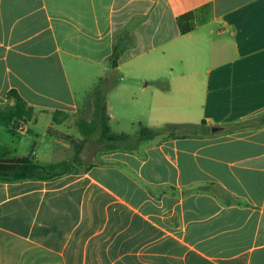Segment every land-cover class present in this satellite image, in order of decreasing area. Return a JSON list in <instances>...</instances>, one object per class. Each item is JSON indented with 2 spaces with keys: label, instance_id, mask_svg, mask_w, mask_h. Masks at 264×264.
Listing matches in <instances>:
<instances>
[{
  "label": "crops",
  "instance_id": "0c3cea01",
  "mask_svg": "<svg viewBox=\"0 0 264 264\" xmlns=\"http://www.w3.org/2000/svg\"><path fill=\"white\" fill-rule=\"evenodd\" d=\"M100 80L111 126L132 105V122L210 133L0 182V264H264V0H0V105L14 90L35 111L0 129L10 157L49 162L53 145L82 139L77 96Z\"/></svg>",
  "mask_w": 264,
  "mask_h": 264
},
{
  "label": "trees",
  "instance_id": "16d2710c",
  "mask_svg": "<svg viewBox=\"0 0 264 264\" xmlns=\"http://www.w3.org/2000/svg\"><path fill=\"white\" fill-rule=\"evenodd\" d=\"M193 19L192 13L180 16L178 23L182 34H187L194 29ZM126 40L123 39L114 46L113 54L108 59L112 69L118 67L120 57L126 48ZM108 90L109 87L101 82L95 85L94 90L87 95L76 115V126L82 139L73 140L68 137L69 145L67 147L53 145L49 162L36 160L32 156L10 157L15 151L0 144V182L51 181L75 173L82 168L89 170L94 166V163L84 164L80 153L85 143L90 140L103 142L102 151L105 153L129 152L136 150L142 142L152 140L159 135H165L167 138H180L210 133V128L205 121L200 125L171 124L158 130L142 127L136 137L117 133L112 129L107 112L106 94ZM8 97L12 98L14 103L7 106L0 105V129H10L14 133L15 129L19 128L18 124L20 125L22 122L23 125H28L34 119L35 111L16 91H10ZM60 116L69 117L66 113L56 112L54 122L58 123ZM208 190L213 193L218 191L212 187H208Z\"/></svg>",
  "mask_w": 264,
  "mask_h": 264
},
{
  "label": "rangeland",
  "instance_id": "374dc122",
  "mask_svg": "<svg viewBox=\"0 0 264 264\" xmlns=\"http://www.w3.org/2000/svg\"><path fill=\"white\" fill-rule=\"evenodd\" d=\"M100 75L103 76V73L100 72ZM69 76L70 79L72 81V84L75 88V90L81 91L83 87L82 82H81V78L78 75V73L75 70H70L69 71ZM101 84L106 85L107 86V82H105V80H100ZM95 81L90 82L89 84H87L85 86V91H83V93L78 94L77 98H78V102L80 104V106L83 105L86 97H87V93L92 92L95 88ZM128 113L127 116H122V117H118L113 123H112V129L113 131L117 132V133H125L128 134L132 137H136L139 135L140 130L142 129V127H147L150 129H161L160 125H141L139 122H132L131 120V116L132 115H136L138 112L136 109H134V107H132V105L128 106L127 109H125ZM120 112H124L122 109H119ZM42 123L43 120H41L40 124L36 127V130H42ZM60 128L66 129L65 126H62ZM75 132V130H74ZM105 152L101 150V152H99L96 157L94 158L95 162H98V159L101 158V155L104 154Z\"/></svg>",
  "mask_w": 264,
  "mask_h": 264
},
{
  "label": "water",
  "instance_id": "95a60500",
  "mask_svg": "<svg viewBox=\"0 0 264 264\" xmlns=\"http://www.w3.org/2000/svg\"><path fill=\"white\" fill-rule=\"evenodd\" d=\"M218 131L217 128H212V132ZM103 142L96 141V140H90L87 141L80 153V158L83 161L84 164L92 163L96 155L101 152Z\"/></svg>",
  "mask_w": 264,
  "mask_h": 264
}]
</instances>
